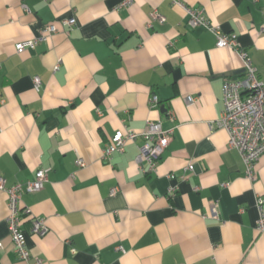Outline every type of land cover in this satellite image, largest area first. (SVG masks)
<instances>
[{
    "label": "crops",
    "instance_id": "0c3cea01",
    "mask_svg": "<svg viewBox=\"0 0 264 264\" xmlns=\"http://www.w3.org/2000/svg\"><path fill=\"white\" fill-rule=\"evenodd\" d=\"M179 1L235 34L264 80V0ZM71 16L74 26L59 24ZM187 20L172 0H0V175L11 185L49 170L42 190L22 196L28 261L13 250L0 192V264H264V153L250 180L215 124L223 84L243 64ZM47 23L57 32L16 52ZM148 120L173 129L155 168L135 162L141 140L102 158L112 134ZM35 218L44 235L31 232Z\"/></svg>",
    "mask_w": 264,
    "mask_h": 264
},
{
    "label": "built area",
    "instance_id": "2783aa9c",
    "mask_svg": "<svg viewBox=\"0 0 264 264\" xmlns=\"http://www.w3.org/2000/svg\"><path fill=\"white\" fill-rule=\"evenodd\" d=\"M172 3L182 8L188 15V28L203 27L211 32L215 37V46L217 48L229 49L239 56L243 64V75L239 78L226 80L223 84V110L220 112L215 124L217 127L223 128L228 135V147L235 149L240 154L244 167L245 175L250 180L255 177V163L257 159L264 153V80L258 78L256 69L253 66L247 54L238 46L236 35L222 31L218 25L213 24L205 15L202 9H193L179 0H172ZM130 1H125L121 5L127 6ZM151 21L163 23L166 18L154 9L149 14ZM62 27L75 25V18H64L59 21ZM264 31V27L262 28ZM57 32V25L54 23L45 24L37 38L27 41L17 42L15 50L17 53L23 52L26 48H32L40 41L48 40ZM58 65L54 70H57ZM34 88L38 90L40 79L33 77ZM187 106H192L196 102V98L192 96L186 97ZM151 106L158 104L156 96L149 98ZM173 129H164L159 121L148 120L141 130L125 129V131L117 130L112 134L106 143L102 152V158L109 160L115 152L122 153L127 142L141 140L138 145V152L135 156V162L138 166L147 165L149 170L155 168L160 160L161 154L167 147ZM78 166H84L82 158L76 160ZM193 163L190 162L186 170H193ZM49 170L41 168L35 171L34 177L25 182H16L7 185L5 179L0 175V192L7 195L6 217L8 234L13 244V250L17 256L28 261L30 252L26 246L25 235L21 229V219L23 207L21 205L24 193H35L43 189L47 182V174ZM185 176L183 175L182 178ZM115 190H112V194ZM175 188L168 189V196H172ZM264 199L257 196L255 206L258 212L256 229L264 233ZM216 204L212 208L213 216L216 217ZM31 232L37 235H44L47 232L45 220L35 218L31 222ZM1 246V242H0ZM120 249V248H118ZM34 264H40V260L35 259Z\"/></svg>",
    "mask_w": 264,
    "mask_h": 264
}]
</instances>
